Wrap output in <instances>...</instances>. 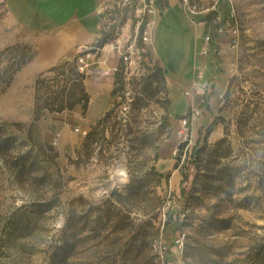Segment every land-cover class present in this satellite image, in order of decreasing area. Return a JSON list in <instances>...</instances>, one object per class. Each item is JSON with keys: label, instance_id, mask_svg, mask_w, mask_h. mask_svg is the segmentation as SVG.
Instances as JSON below:
<instances>
[{"label": "rangeland", "instance_id": "obj_1", "mask_svg": "<svg viewBox=\"0 0 264 264\" xmlns=\"http://www.w3.org/2000/svg\"><path fill=\"white\" fill-rule=\"evenodd\" d=\"M111 3L100 0L101 12ZM163 3L156 49L169 87L146 85L127 110L114 95L89 131L83 104L59 100L74 86L73 58L37 74L33 45L22 44L33 59L19 69L0 49V264H264V0ZM6 13L7 0L0 23ZM213 21L223 30L206 57L216 84L184 144L185 93ZM97 60L86 59L89 76L103 72Z\"/></svg>", "mask_w": 264, "mask_h": 264}, {"label": "built area", "instance_id": "obj_2", "mask_svg": "<svg viewBox=\"0 0 264 264\" xmlns=\"http://www.w3.org/2000/svg\"><path fill=\"white\" fill-rule=\"evenodd\" d=\"M162 1L112 0L111 5L99 12L101 19L99 39L94 46L81 49L75 56L78 70L83 75L93 73L86 59L94 57L98 59L94 65L100 69H103V66L107 67V71L102 73L114 76L117 96L126 110L129 108L131 98L142 95L144 84L158 72L153 42L156 19L162 11L159 2ZM5 6L6 0H0V17L5 11ZM185 10L186 13L188 10L193 15L197 14L196 7L190 6L188 2L185 3ZM230 19L232 20V13ZM207 28L203 38L204 47L197 52L192 83L185 93L191 100V109L189 115L180 120L179 138L184 144L186 142L191 144L192 126L207 113L208 101L216 84L214 78L208 77L206 57L209 56L214 37L222 34L223 30L215 21L209 22ZM196 98L200 99L198 107L194 104ZM58 143L57 136L54 144Z\"/></svg>", "mask_w": 264, "mask_h": 264}, {"label": "crops", "instance_id": "obj_3", "mask_svg": "<svg viewBox=\"0 0 264 264\" xmlns=\"http://www.w3.org/2000/svg\"><path fill=\"white\" fill-rule=\"evenodd\" d=\"M22 1L24 0H7V13L0 23V49L24 43L33 45L36 57L28 66L33 65L37 74L70 58H75L81 49L94 46L99 39L100 0H33L35 8L29 12L30 14L26 13ZM41 5L45 10L40 11ZM171 6L161 11L153 42L154 58L158 70L160 69L158 72L164 77L168 87L170 75L159 59L156 36L157 28L163 23V18ZM20 15L23 19L29 18L30 23L21 22ZM190 23L198 27L196 23ZM203 25V23L199 24V26ZM105 71L107 69L103 66V73ZM103 73L93 76L85 75L83 80L84 90L90 97V103L84 115L85 131H89L98 120L111 111L114 105L113 98L117 95L115 78ZM92 105H96L98 111L94 119L89 120Z\"/></svg>", "mask_w": 264, "mask_h": 264}, {"label": "trees", "instance_id": "obj_4", "mask_svg": "<svg viewBox=\"0 0 264 264\" xmlns=\"http://www.w3.org/2000/svg\"><path fill=\"white\" fill-rule=\"evenodd\" d=\"M164 1H165V0H163L162 2H159L160 8H161L162 10L165 9V8H164L165 5H164V3H163ZM165 2H166V1H165ZM166 4H167V3H166ZM169 7H170V6L168 5L167 8H169ZM206 32H207V31H206ZM21 46H22V45H15V46H12L11 48H8V49L4 52V53H6V54H12V55L14 56V60H13V61L16 62V66H18V69H19V68H22L23 66H25L26 64H28V63L33 59V57H32L30 60H27V57H26V51L23 52V50L20 49ZM18 49H20V50L18 51ZM23 49H25V48H23ZM16 51H17V54L15 53ZM33 55H34V54H33ZM34 56H36V53H35ZM73 60H74V62H75V64H76V70H77V71H76L77 73H76V75H75L76 78H73V80H72V84H73L74 86H72V87H67V88H65V89L63 88V89L61 90V94L59 95V96H60V97H59V100H61V105L63 104V105L66 107V109H73L75 105L83 104L84 109L87 110V107H88V105H89V103H90V97H89V95L85 92L84 87H83V80H84V78H85V75L81 74V73L79 72V70H78L77 57L73 58ZM65 62H69V61H63V62H61L60 64L65 63ZM60 64H58V65H60ZM58 65H57V66H58ZM54 68H56V66L53 67V68H51V69H49L48 71L53 70ZM159 70H160V69H159ZM159 70H158V71H159ZM153 82H154V85L157 86L158 84H163V83L165 82V80H164V77H163L162 75H160L159 72H157V73H155V74L149 79V81H148L146 84H144L143 88H144L146 85L153 84ZM67 83L70 84V79L67 80ZM38 87H39V85L37 86V90L39 91L40 88H38ZM146 89H147V87L144 88L143 90L146 92ZM140 99H141V98H140ZM64 100L66 101V103L64 102ZM138 101H140L141 104H142V102H143L142 100H138ZM69 102H70V104L67 105ZM135 106H136V104H135ZM114 127H116V126H113V127H112V130L114 129ZM92 135H93L92 132H89V133H88V136H87V137H88V141L91 140ZM149 143H151V142L149 141V138H146V139H144V141H143V140L141 141V146H142V147H145V146L148 147ZM135 146H137V145H135ZM153 175H155L156 177H158L157 173L152 171V175H150V176H153ZM139 187H140V186H134V187L131 189V194H132V196H136L138 190L140 189Z\"/></svg>", "mask_w": 264, "mask_h": 264}, {"label": "bare ground", "instance_id": "obj_5", "mask_svg": "<svg viewBox=\"0 0 264 264\" xmlns=\"http://www.w3.org/2000/svg\"><path fill=\"white\" fill-rule=\"evenodd\" d=\"M232 19H234V16L232 15Z\"/></svg>", "mask_w": 264, "mask_h": 264}]
</instances>
